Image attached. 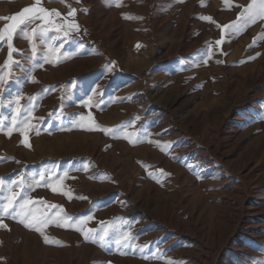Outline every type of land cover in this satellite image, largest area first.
<instances>
[{
    "label": "rangeland",
    "instance_id": "obj_1",
    "mask_svg": "<svg viewBox=\"0 0 264 264\" xmlns=\"http://www.w3.org/2000/svg\"><path fill=\"white\" fill-rule=\"evenodd\" d=\"M251 3L0 0V30L25 7L60 13L21 25L11 60L0 41V207L18 193L0 214V264H264V18L240 15ZM29 198L43 232L14 218Z\"/></svg>",
    "mask_w": 264,
    "mask_h": 264
},
{
    "label": "snow or ice",
    "instance_id": "obj_2",
    "mask_svg": "<svg viewBox=\"0 0 264 264\" xmlns=\"http://www.w3.org/2000/svg\"><path fill=\"white\" fill-rule=\"evenodd\" d=\"M40 0H36L37 5L39 4ZM53 15H56L57 17L60 16L59 12L50 11L48 9H45L43 7H37V6H32V7H25L21 12L12 15L10 17H7L5 19L10 20L11 23L7 24L6 27L3 30H0V41H3L5 38L8 41L10 52H9V60L12 59V39H13V33L16 32V30L21 26L28 24L36 19H40L43 21L45 25H49L54 23V21L51 19ZM69 16H75V9H71L68 13ZM240 15L242 17L247 16L249 19L254 20L257 16L260 18H264V0H252V3L245 8L244 12H241ZM204 20H210V17H202ZM68 28H79L78 24L75 23H69L67 25ZM225 28L229 26H224ZM35 32V30H33ZM67 34V33H66ZM218 45L222 44V40L216 41ZM140 45H137L139 47ZM211 52H208V55L211 56ZM13 123H15V120H13ZM32 126L27 124L25 122V125L23 128L18 129V131L21 132V134L24 137V143L28 144V131ZM88 130H101L104 131V129L100 128L99 125H95L93 128H89ZM8 135H11V129L8 132ZM127 138V137H126ZM30 146V145H29ZM15 183V182H14ZM22 186V184H21ZM52 188L53 192H61L63 191V186H53L50 185ZM63 194L65 196H68L71 198V193L68 191H63ZM17 194H13L8 198L7 203H5L2 207H0V214L3 215H8L10 214V209L13 208L14 206V200L16 198ZM33 203H36L33 201L31 198L26 199L24 203L20 204L19 206V211L15 213L14 218L19 217L20 222L24 224L25 227L33 229L38 232H43V229L48 226L50 223V218L47 216V214L40 212V210H33L29 206L32 205ZM52 207H55L53 205ZM83 223V221L81 222ZM60 226H70L69 224H61ZM0 227L7 228L6 224L0 223ZM81 230V229H77ZM92 229H87L84 231L85 238H88V233L92 232ZM108 233L107 231L104 232V235L100 237L101 240L104 239L105 236H107ZM48 237H45V242H48ZM127 240V234L122 236L120 239L116 240L117 244L121 243V240Z\"/></svg>",
    "mask_w": 264,
    "mask_h": 264
}]
</instances>
